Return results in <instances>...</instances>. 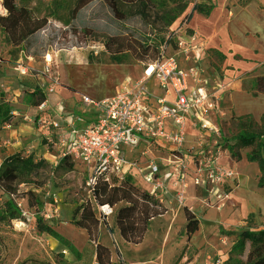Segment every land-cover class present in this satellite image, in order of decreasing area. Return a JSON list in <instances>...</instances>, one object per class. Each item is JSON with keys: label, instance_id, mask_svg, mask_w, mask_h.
Listing matches in <instances>:
<instances>
[{"label": "rangeland", "instance_id": "obj_1", "mask_svg": "<svg viewBox=\"0 0 264 264\" xmlns=\"http://www.w3.org/2000/svg\"><path fill=\"white\" fill-rule=\"evenodd\" d=\"M71 2L69 9L54 13V0H31V20L42 39L38 42L14 43L0 24V166L10 153L20 150L49 164L39 190L22 184L11 196L0 188V264H225L238 234L249 228L264 229V190L258 188L261 174L256 164L246 160L251 149L241 151L239 162L228 150L236 143L239 117L249 115L261 126L264 57L252 62L221 52L224 60L212 53L218 49L206 48L202 41L213 36L221 40L223 34L195 38L194 29L177 21L172 27L177 42H190L204 51L187 56L173 42L166 57L175 58L186 69L196 64L203 68L211 89L218 83L225 85L223 115L212 119L219 133L189 127L187 150L180 154L156 145L138 146L136 156L163 171L168 185L163 196H150L149 186L137 172L131 184L102 183L97 192H90L86 183L91 167L79 162H72V168L71 162L61 166L65 151L57 133H64L66 119L85 117L79 103L83 95L110 98L125 79H141L154 60L137 61L130 55L129 65H108L114 58L110 49L125 48L128 35L111 33L97 23L106 9L100 2L88 6L82 22L72 13L75 0ZM214 3L231 20L247 9L246 14L264 29V0ZM6 15L0 0V16ZM251 45L242 41L241 49L248 51ZM52 87L56 94L48 97L50 103L42 112L33 105V94L37 88L44 93ZM53 121L60 129L52 127ZM51 135L56 142L52 150L47 145L50 141L45 142ZM222 173L225 176L216 180ZM29 191L43 202L42 209L32 206L37 203L27 195ZM9 200L18 204L21 220H1ZM38 219L68 240L80 257L76 259L57 239L39 232Z\"/></svg>", "mask_w": 264, "mask_h": 264}, {"label": "built area", "instance_id": "obj_2", "mask_svg": "<svg viewBox=\"0 0 264 264\" xmlns=\"http://www.w3.org/2000/svg\"><path fill=\"white\" fill-rule=\"evenodd\" d=\"M178 45L187 56L192 51L201 53L199 45L182 41ZM166 52L161 61L144 69L141 79H125L114 96L105 99L82 96L85 117L66 119L64 133H57L59 146L65 151L63 157L91 167L86 183L90 192H97L102 183L113 186L115 180L121 185L137 172L149 186L150 196H163L168 191L163 171L153 162L148 164L147 159L136 156L138 146L156 145L180 154L187 150L184 147L189 127L200 133H219L212 119L223 115L225 85L218 83L211 89L203 68L196 64L186 69L175 58H167ZM45 93L48 98L56 93V88ZM47 104L48 100L39 109L45 111ZM39 123L45 125L43 120ZM52 127L60 129L55 121ZM52 138L48 137L49 141ZM145 164L147 170L143 168ZM224 176L222 173L215 179L220 181Z\"/></svg>", "mask_w": 264, "mask_h": 264}, {"label": "trees", "instance_id": "obj_3", "mask_svg": "<svg viewBox=\"0 0 264 264\" xmlns=\"http://www.w3.org/2000/svg\"><path fill=\"white\" fill-rule=\"evenodd\" d=\"M1 1L7 15L0 16V24L14 43L23 44L31 40L36 42L42 40L36 22L31 20L29 9L31 0H19V3L17 0ZM97 2L106 7L98 17L97 23L103 24L111 33L118 32L122 36L128 35L129 38L125 48L110 49L114 58L107 63L108 65H129L130 55L137 61L146 59H153L154 63L161 61L165 51L173 42L178 45L176 32L172 30L177 21L181 19V25L186 26L193 20L195 14L209 18L216 9L214 0H75L72 13H77V18L82 22L85 10L90 4ZM71 3V0H54V13L69 9ZM187 32L192 33L189 29ZM212 53L226 59V56L219 51L214 50ZM33 96L36 98L33 103L36 107H40L48 100L45 92L38 88ZM11 119L5 124L10 123ZM260 122L261 126H258L249 115L239 117V134L235 138L236 143L228 147V150L231 158L239 162L242 160L241 151L251 149L246 155V160L258 166L261 174L258 188L264 190V116L261 117ZM47 141L48 138L45 142ZM47 145L52 150L56 142L52 139ZM69 162L72 168L74 161L65 156L60 165ZM48 167L49 164L45 160H37L33 154L17 152L6 157L0 166V188L11 196L17 194V187L22 184L33 185L39 190L45 184L44 176ZM130 179L127 178L122 185L131 184ZM27 195L37 203L33 204V207L43 208V202L38 201L33 192L29 191ZM3 207L2 221H18L23 218V213L14 200L7 201ZM37 228L39 232L57 239L76 259L80 257L76 248L42 219H38ZM225 264H264V229L249 228L238 234L225 259Z\"/></svg>", "mask_w": 264, "mask_h": 264}, {"label": "crops", "instance_id": "obj_4", "mask_svg": "<svg viewBox=\"0 0 264 264\" xmlns=\"http://www.w3.org/2000/svg\"><path fill=\"white\" fill-rule=\"evenodd\" d=\"M246 11L247 9L244 10V14L242 12L237 13L238 15L234 18L236 20H231L225 18L226 14L220 6H216V9L209 18H204L195 14L193 20L189 23V27H191V30L194 29V31L197 32L195 38L198 35H206L207 37L210 34L216 35L221 33L224 35L221 40L216 39L214 36L202 40L206 48L218 49L216 51L224 52V55L233 52L235 55H240L245 60L252 62H256L258 59L263 60L262 58L264 57V52L262 50L264 49V29L258 25L257 20H253L256 18L246 14ZM257 12L260 13L259 11ZM229 34L233 36V40H231ZM242 41L252 44L248 51H243L241 49ZM203 51L204 48L201 49V52ZM250 65L253 64L251 63ZM116 90L115 94L118 92L119 87ZM48 103H50L49 100ZM79 103L82 106L81 110L84 113L86 108L83 106L81 100ZM20 151L10 153L8 156Z\"/></svg>", "mask_w": 264, "mask_h": 264}]
</instances>
